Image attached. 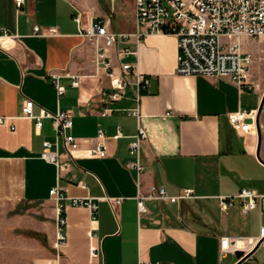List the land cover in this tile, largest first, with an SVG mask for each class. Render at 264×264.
<instances>
[{"label":"crops","instance_id":"0c3cea01","mask_svg":"<svg viewBox=\"0 0 264 264\" xmlns=\"http://www.w3.org/2000/svg\"><path fill=\"white\" fill-rule=\"evenodd\" d=\"M106 16L78 0H24L21 8L16 0H0L2 31L20 35L8 49L0 48V118H8L0 124V204L56 205L50 190L58 184L67 197L92 198L98 206L93 220L89 208L65 202L66 241L58 249L56 237L52 245L46 238L42 245L36 239H0V264H236V251L249 253L258 243L264 205L258 199V207L245 213L237 198L223 212L218 196L236 195L243 188L264 196V163L258 157V129L237 131L229 117L258 111L264 90L244 91L230 77L179 75L176 36L152 35L139 44L131 36L123 46L137 53L119 60L111 50L114 69L122 75V63H130L150 79V87L138 99L131 74L122 97L111 101L113 83L105 75L96 76L95 51L82 33ZM131 18L132 28H111L135 33L133 13ZM35 26L46 35L34 36ZM50 27L57 33H48ZM56 75L66 90L61 97L53 81ZM75 76L80 87L73 85ZM26 99L35 101L37 112L72 113L69 132L83 148L70 158L61 145L62 158L69 160L67 170L59 173L41 157L43 143L56 139L53 122L45 118L37 129L36 120L20 117ZM137 105L141 120L128 114ZM105 109L110 110L106 116ZM139 125L148 134L141 173L129 167L138 160L130 144ZM99 129L106 135L107 155L102 158L86 152L100 141ZM119 129L121 135L115 138ZM263 136L259 154L264 161ZM153 185L172 196L193 189L195 197L177 203L147 198L146 212L140 213L139 197L148 195ZM54 215L53 235L58 231L56 209ZM222 238L235 240L234 249L222 250ZM93 246L98 248L95 257ZM242 264H264V241Z\"/></svg>","mask_w":264,"mask_h":264},{"label":"built area","instance_id":"2783aa9c","mask_svg":"<svg viewBox=\"0 0 264 264\" xmlns=\"http://www.w3.org/2000/svg\"><path fill=\"white\" fill-rule=\"evenodd\" d=\"M21 8L24 0H16ZM133 17L136 31L133 34L115 31L110 26L108 18L93 21L82 33L93 46L95 51L96 76L105 75L113 83V92L108 94L111 101L122 97V91L129 85L128 76L134 74L138 86V99L150 87V79L140 73L130 63H122L123 74L118 75L114 69L111 58V50L115 49L117 58L123 60L137 53L129 46H123L125 42L134 36L139 44L143 38L152 35H174L178 39L179 55L176 73L179 75H205L230 77L240 89L254 91L256 83L251 75V67L255 62V53L246 48L243 39L248 37L253 41L264 44V0H134ZM77 21L79 18L77 17ZM48 33L56 34L54 27L48 28ZM34 36H44L46 32L40 26L34 27ZM12 41H20V35L3 32L0 27V48L8 49ZM59 76L53 79L58 96L66 93L65 87L59 82ZM73 85L81 86L79 76L73 77ZM109 109H105L103 115H108ZM128 114L142 118L140 105L128 111ZM171 113H167L170 115ZM20 117L36 120V128L42 129L45 118L52 119L56 134L54 142L45 141L41 157L54 164L61 173L69 167V160H64L61 153V145L67 150L70 158L73 153L83 148L82 142L71 132L73 128V115L70 111L50 112L41 108L36 110V103L32 99H26L21 108ZM257 110H243L233 113L229 122L237 131H257ZM7 117L0 118V124H5ZM121 135L119 129L115 138ZM148 138L144 126L139 125L138 132L130 144L131 153L138 156V160L129 163V167L141 173L145 167L140 161L143 142ZM100 141L86 152L92 157H105L107 155L103 129L98 131ZM51 197L56 203L57 226L56 248L58 249L66 241L63 229L66 226V218L63 216L66 201L73 206L87 207L91 211L92 219H96L98 206L92 198H70L64 189L58 184L50 190ZM193 189H185L177 195H170L166 188L153 185L149 194L140 195L138 208L140 213L146 212L144 200L157 199L177 203L183 199L194 198ZM241 199L245 213L258 207V199L264 205V196L257 191L243 188L236 195L218 196L220 209L227 212L235 199ZM116 204L120 200L114 201ZM93 236V231L90 232ZM264 238V226L260 227V237ZM236 241L222 238V250H232ZM98 248L91 247V255L95 257ZM58 264V263H55ZM140 264H174L164 261L141 262Z\"/></svg>","mask_w":264,"mask_h":264},{"label":"rangeland","instance_id":"374dc122","mask_svg":"<svg viewBox=\"0 0 264 264\" xmlns=\"http://www.w3.org/2000/svg\"><path fill=\"white\" fill-rule=\"evenodd\" d=\"M78 2L85 8L105 11L106 17L110 20V26L115 30L134 27L131 18V13L134 11V0H78ZM243 42L247 49L255 53V62L250 71L256 83L255 90H264V44L248 37H245ZM260 127L264 135V108L260 115ZM55 206L53 202L43 205L27 202L0 204V239H36L38 244L42 245L43 239L46 238L52 245L57 235L56 232L53 235L52 230L53 223L56 222ZM36 224L41 227L33 228Z\"/></svg>","mask_w":264,"mask_h":264},{"label":"water","instance_id":"95a60500","mask_svg":"<svg viewBox=\"0 0 264 264\" xmlns=\"http://www.w3.org/2000/svg\"><path fill=\"white\" fill-rule=\"evenodd\" d=\"M263 108H264V95H263L261 105L258 109V117H257V127H258V136H259L258 157L264 163V161L261 159L260 154H259L260 148L262 145V131H261V127H260V115H261ZM263 241H264V238L259 240L257 245L254 247V249L249 253H246V252L241 251V250L236 251L235 254H236V257L238 258V262L236 264H242L247 258H249L253 254V252L261 245V243Z\"/></svg>","mask_w":264,"mask_h":264},{"label":"bare ground","instance_id":"6f19581e","mask_svg":"<svg viewBox=\"0 0 264 264\" xmlns=\"http://www.w3.org/2000/svg\"><path fill=\"white\" fill-rule=\"evenodd\" d=\"M9 42L6 40V41H4V44H8Z\"/></svg>","mask_w":264,"mask_h":264}]
</instances>
